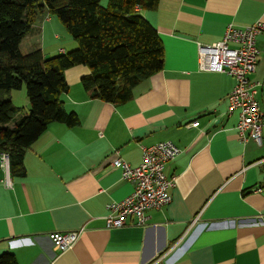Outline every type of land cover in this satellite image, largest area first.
I'll return each instance as SVG.
<instances>
[{
  "label": "crops",
  "instance_id": "obj_1",
  "mask_svg": "<svg viewBox=\"0 0 264 264\" xmlns=\"http://www.w3.org/2000/svg\"><path fill=\"white\" fill-rule=\"evenodd\" d=\"M139 12L163 42V69L123 103L86 93L81 79L89 66L66 69L62 99L79 124L51 122L25 151L26 172L12 176L13 187L0 166V255L12 252L19 264H264V145L239 139V111L228 112L235 78L201 69L198 60L199 45L221 39L229 24L264 21V0H160ZM44 13L35 23L47 30L54 20ZM46 30L40 44L32 36L33 50L56 45V56L74 49L71 39L47 43ZM257 44L252 78L263 83L264 111V33ZM10 98L15 103L13 91ZM23 107L29 112V99ZM195 120L199 126L187 125ZM164 140L181 149L166 166L176 176L171 203L150 210L145 225L108 227V204L134 190L112 164L117 151L136 166L144 145ZM78 229L65 251L50 236Z\"/></svg>",
  "mask_w": 264,
  "mask_h": 264
},
{
  "label": "trees",
  "instance_id": "obj_2",
  "mask_svg": "<svg viewBox=\"0 0 264 264\" xmlns=\"http://www.w3.org/2000/svg\"><path fill=\"white\" fill-rule=\"evenodd\" d=\"M159 1L109 0L104 6L101 0H0V152L10 153L12 176L25 174L24 153L51 122L79 124L62 99L69 90L66 69L89 66L92 73L81 79L86 93L114 103L130 100L139 82L163 69V42L139 12L155 9ZM46 11L66 25L77 48L46 57L42 49L30 50L23 43L37 16ZM24 85L29 112L10 98ZM0 264L19 262L14 253L4 252Z\"/></svg>",
  "mask_w": 264,
  "mask_h": 264
},
{
  "label": "built area",
  "instance_id": "obj_3",
  "mask_svg": "<svg viewBox=\"0 0 264 264\" xmlns=\"http://www.w3.org/2000/svg\"><path fill=\"white\" fill-rule=\"evenodd\" d=\"M264 33V21L238 27L229 24L223 37L212 44L199 45V67L204 70L226 72L235 78V86L229 93L228 112L239 111L237 130L239 139L246 143L250 139L264 145V111L259 92L263 83L252 78L257 68L260 49L258 36ZM197 127L199 121L187 124ZM142 161L133 166L119 155L113 166L122 169L123 178L134 184L133 192L121 200L108 204L107 226L122 227L129 223L147 224L152 209H161L172 201L171 189L176 186V176H168L167 164L176 159L181 149L172 140L144 145ZM10 153L0 152V166L6 173L4 180L13 187L10 170ZM198 219L196 217L194 221ZM83 229L50 234L55 246L65 251L75 245Z\"/></svg>",
  "mask_w": 264,
  "mask_h": 264
},
{
  "label": "rangeland",
  "instance_id": "obj_4",
  "mask_svg": "<svg viewBox=\"0 0 264 264\" xmlns=\"http://www.w3.org/2000/svg\"><path fill=\"white\" fill-rule=\"evenodd\" d=\"M109 0H101V4L104 6H107ZM45 16V13H41L37 16L36 20H39V18H43ZM51 17L53 18L54 21H52L51 23L48 22L47 24V30L45 29V23L42 24L41 27V23L40 22H36L35 25H33L29 31L27 32L23 43L29 47L31 50H33L35 47H33V43L36 41V38H32L33 35H35V33L37 32L38 36V43L40 44L43 40L44 37V31L46 30L47 32V43H55L57 41V44L62 43L65 39H71V41H73L74 49L77 48L78 44L77 42L72 38L71 34L69 33L66 25L60 20V18L56 15V14H51ZM38 26H37V25ZM39 27L40 30L37 28ZM58 40H56V38H53V34H57ZM63 44V43H62ZM41 46V45H40ZM63 46H67V45H63ZM57 46L53 45L52 47H50L49 49L45 50V54L47 55V57H52L55 56V54L53 53L54 50H56ZM13 93L15 95V104L18 105L19 107H22L24 110V104H25V100L28 99L27 96V90H26V86L24 85L23 88L21 89H16L13 90Z\"/></svg>",
  "mask_w": 264,
  "mask_h": 264
}]
</instances>
